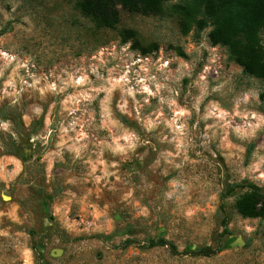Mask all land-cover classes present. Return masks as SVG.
<instances>
[{
    "label": "rangeland",
    "instance_id": "rangeland-1",
    "mask_svg": "<svg viewBox=\"0 0 264 264\" xmlns=\"http://www.w3.org/2000/svg\"><path fill=\"white\" fill-rule=\"evenodd\" d=\"M176 1L107 28L76 0H0V264H264V216L220 199L264 191V79L210 27L183 34ZM221 204L232 234L194 255Z\"/></svg>",
    "mask_w": 264,
    "mask_h": 264
},
{
    "label": "trees",
    "instance_id": "trees-1",
    "mask_svg": "<svg viewBox=\"0 0 264 264\" xmlns=\"http://www.w3.org/2000/svg\"><path fill=\"white\" fill-rule=\"evenodd\" d=\"M170 1L172 0H76V3L82 15L89 17L96 26L114 28L120 20L119 7L143 15L160 14L164 5ZM170 10L177 17L183 34L192 28L202 30L210 27L207 36L212 45L223 46L230 59L240 65L248 76L264 79V38L261 37L264 30V0H177L171 4ZM260 98L264 99V90L260 93ZM20 124L18 123L19 126ZM7 145L10 153L20 154L16 140L10 138ZM236 191L239 194L234 208L240 216H264V191L260 186L248 180L233 182L221 192L220 199L223 201ZM219 209L222 230L216 245L197 247L192 252L194 255L211 256L219 253L222 250L221 238L232 234L227 227L224 204ZM132 243L135 240L126 239L122 246ZM144 245L149 248L167 245L175 251V245L162 236L148 237Z\"/></svg>",
    "mask_w": 264,
    "mask_h": 264
},
{
    "label": "water",
    "instance_id": "water-1",
    "mask_svg": "<svg viewBox=\"0 0 264 264\" xmlns=\"http://www.w3.org/2000/svg\"><path fill=\"white\" fill-rule=\"evenodd\" d=\"M62 253V249L61 248H54L51 250L50 254L52 256H58Z\"/></svg>",
    "mask_w": 264,
    "mask_h": 264
}]
</instances>
